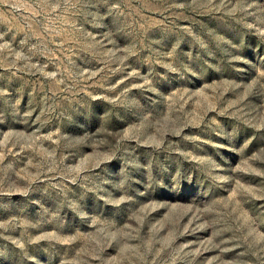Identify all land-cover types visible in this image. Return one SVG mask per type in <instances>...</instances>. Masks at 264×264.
I'll list each match as a JSON object with an SVG mask.
<instances>
[{"label": "rangeland", "instance_id": "obj_1", "mask_svg": "<svg viewBox=\"0 0 264 264\" xmlns=\"http://www.w3.org/2000/svg\"><path fill=\"white\" fill-rule=\"evenodd\" d=\"M0 264H264V0H0Z\"/></svg>", "mask_w": 264, "mask_h": 264}]
</instances>
